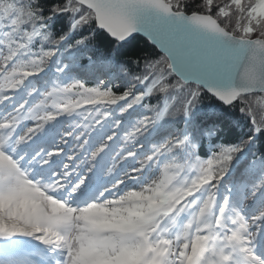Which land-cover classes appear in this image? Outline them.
I'll return each mask as SVG.
<instances>
[{"label": "snow or ice", "instance_id": "6c2138e0", "mask_svg": "<svg viewBox=\"0 0 264 264\" xmlns=\"http://www.w3.org/2000/svg\"><path fill=\"white\" fill-rule=\"evenodd\" d=\"M203 92L247 121L204 157ZM260 137L264 0H0V264H264Z\"/></svg>", "mask_w": 264, "mask_h": 264}, {"label": "trees", "instance_id": "16d2710c", "mask_svg": "<svg viewBox=\"0 0 264 264\" xmlns=\"http://www.w3.org/2000/svg\"><path fill=\"white\" fill-rule=\"evenodd\" d=\"M65 23L64 19H58L55 23L54 30L60 29ZM113 49V45L100 37L95 42V47L85 53L86 56H92L93 60H96L101 53L107 55ZM129 50H135L137 53H147L149 55H155L158 52L154 49L150 42H146L144 38L136 37L130 45H126L120 48L121 56L126 55ZM81 65H88V61L82 60ZM103 69L97 66L81 67L80 75L86 77V86L91 88L96 86L95 78L93 73L98 74ZM119 81H114L113 84H119ZM72 96L76 97L77 101L83 102L80 96L73 92ZM145 103L155 105L158 103V99L154 94L151 99H146ZM170 103H173L170 101ZM176 103V108L171 113L172 118L177 129L183 128L184 122L180 114V104ZM147 114V113H146ZM189 119L193 125L199 129H215V134L211 137L205 136L201 140L200 154L204 157V154L209 152L211 149L217 148L218 146L234 144L236 143L247 131V121L240 117L237 110L232 109L228 106L222 105L218 100L212 97L207 92H203L200 96V100L196 108L190 114ZM252 151L256 154L264 152V137H260L257 142L252 146Z\"/></svg>", "mask_w": 264, "mask_h": 264}, {"label": "water", "instance_id": "95a60500", "mask_svg": "<svg viewBox=\"0 0 264 264\" xmlns=\"http://www.w3.org/2000/svg\"><path fill=\"white\" fill-rule=\"evenodd\" d=\"M136 37H141V38H143L142 36H140V35H137ZM158 51H159V49H157ZM215 98V97H214ZM216 99V98H215ZM217 100V99H216ZM220 102V101H219ZM221 103V102H220ZM226 106V105H225Z\"/></svg>", "mask_w": 264, "mask_h": 264}]
</instances>
